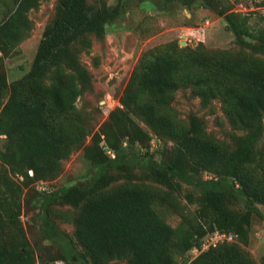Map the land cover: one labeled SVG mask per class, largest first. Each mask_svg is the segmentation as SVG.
Wrapping results in <instances>:
<instances>
[{"label": "trees", "instance_id": "1", "mask_svg": "<svg viewBox=\"0 0 264 264\" xmlns=\"http://www.w3.org/2000/svg\"><path fill=\"white\" fill-rule=\"evenodd\" d=\"M44 1L4 4L3 56L30 37L29 14ZM117 1L58 0L30 71L9 81L2 65L0 264H258L246 248L254 216L264 221V23L253 24L223 0H166L188 9L203 2L225 18L239 49L182 47L179 41L151 49L133 72L121 107L93 133L91 115L77 106L93 76L74 45L83 41L89 49L91 37L105 38L123 12ZM188 88L212 112L216 100L223 103L232 127L242 132L232 147L209 134L196 114L180 116L173 101ZM154 139L164 145L152 151ZM78 150L91 172L69 186H50ZM41 183L49 189L36 193L44 213L39 226L44 239L58 246L56 253L37 252L22 222L23 197ZM188 188L194 212L180 199ZM55 204L76 209L73 237L50 218ZM161 210L179 216V225L169 224ZM216 233L227 238L202 250ZM193 250L201 253L184 259Z\"/></svg>", "mask_w": 264, "mask_h": 264}, {"label": "rangeland", "instance_id": "2", "mask_svg": "<svg viewBox=\"0 0 264 264\" xmlns=\"http://www.w3.org/2000/svg\"><path fill=\"white\" fill-rule=\"evenodd\" d=\"M122 15L120 19L108 26L104 39L91 37V48L84 47L83 41L74 45L80 62L87 68L92 76V88L85 90L77 102L80 110L88 112L92 118V132H99L109 119V113L121 107L122 94L129 83L133 72L139 66L144 55L151 49L163 44L179 41L182 47L187 45L195 48L200 43L210 50H238L236 36L229 28L225 18L220 17L215 11L207 9L203 2H198L193 8L188 9L179 2L167 3L166 0H120ZM226 7L232 6L235 11L251 16V22L264 23L263 0H223ZM92 4L114 6L117 0H90ZM10 0H0V18L4 14L5 5ZM58 0L42 2L39 10L29 14L34 23L30 37L25 39L20 46L9 56L0 53V71L4 67L9 76V81L22 78L27 74L34 62L37 50L47 25L53 20L56 13ZM10 6V5H9ZM3 65V67H2ZM173 106L179 111L182 118L188 120L191 114H196L205 121L206 130L217 139L226 142L231 147L235 136L242 134L235 130L229 120L228 114L220 100L213 104L214 111L203 108L200 99L195 96L191 88L180 90ZM144 129L149 128L139 122ZM91 143L88 138L86 144ZM105 145V141L103 142ZM3 140H0V149ZM163 142L154 139L152 151L161 148ZM172 146V144H170ZM112 154V151H109ZM63 173L52 182L53 188L69 186L78 182L82 177L91 172V164L85 159L83 150H78L63 162ZM208 176V174H206ZM205 175V176H206ZM45 185L44 187H49ZM39 186V185H38ZM38 186H34L31 193L23 197L22 222L25 226L27 237L37 252H59L58 246L51 245L44 239L39 226V219L43 211L36 196ZM194 192L188 188L181 193V201L187 211L194 212L196 207L188 203L186 193ZM264 213V206L259 205ZM76 209L68 205H51L49 216L56 223L58 229L74 236L73 218ZM162 215L173 227H177L181 218L172 212L161 210ZM234 238V237H233ZM230 240V239H228ZM232 240V239H231ZM224 239L207 237L202 250H207L210 245L219 244ZM236 241V238L233 239ZM252 258L258 263H263L264 258V221L257 215L253 218L251 227L250 245L246 248ZM201 250L189 252L184 259L194 260ZM183 259H180L182 262ZM59 264H63L59 262ZM114 264H127L126 261H115Z\"/></svg>", "mask_w": 264, "mask_h": 264}, {"label": "built area", "instance_id": "3", "mask_svg": "<svg viewBox=\"0 0 264 264\" xmlns=\"http://www.w3.org/2000/svg\"><path fill=\"white\" fill-rule=\"evenodd\" d=\"M44 186H45V183H41L40 186H39V189L40 190H47V189H49L48 187H44ZM214 236L215 237L222 238V239H226L227 238V235L219 234V233H216ZM230 239H231V237H230Z\"/></svg>", "mask_w": 264, "mask_h": 264}, {"label": "water", "instance_id": "4", "mask_svg": "<svg viewBox=\"0 0 264 264\" xmlns=\"http://www.w3.org/2000/svg\"><path fill=\"white\" fill-rule=\"evenodd\" d=\"M247 40H248L249 42H251V39H250V38H247Z\"/></svg>", "mask_w": 264, "mask_h": 264}]
</instances>
